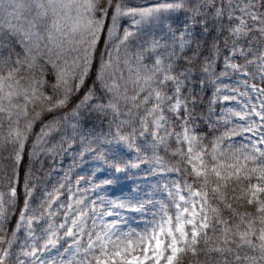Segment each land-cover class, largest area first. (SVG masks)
I'll use <instances>...</instances> for the list:
<instances>
[{"label": "snow or ice", "instance_id": "6c2138e0", "mask_svg": "<svg viewBox=\"0 0 264 264\" xmlns=\"http://www.w3.org/2000/svg\"><path fill=\"white\" fill-rule=\"evenodd\" d=\"M0 264H264V0H0Z\"/></svg>", "mask_w": 264, "mask_h": 264}, {"label": "rangeland", "instance_id": "374dc122", "mask_svg": "<svg viewBox=\"0 0 264 264\" xmlns=\"http://www.w3.org/2000/svg\"><path fill=\"white\" fill-rule=\"evenodd\" d=\"M225 83H228V82L225 81ZM221 87H223V86H221ZM216 110H217V111L220 110V109H219V105L217 106V109H216ZM36 130L39 131V128L37 127ZM58 159H59V158H58ZM63 165H65V166H67V167H70V166L74 167V166H73V161H72V158H71L70 155H69L68 158L63 159ZM87 165H91V162H88V163H86V164H84V165H81V166L77 167V172L80 173L79 175H85V174L88 172L89 168L86 167ZM59 166H60V165L58 164L57 167L59 168ZM72 178H73V180L75 181L76 176L74 175ZM121 183H122V184H123V183H126V181H123V180H122Z\"/></svg>", "mask_w": 264, "mask_h": 264}, {"label": "bare ground", "instance_id": "6f19581e", "mask_svg": "<svg viewBox=\"0 0 264 264\" xmlns=\"http://www.w3.org/2000/svg\"><path fill=\"white\" fill-rule=\"evenodd\" d=\"M63 167H64L65 169L69 168V167H67V166H65V165H63ZM86 167H87V168H90L91 165H87ZM72 172H73V173H77V166L72 167ZM78 173H79V172H78ZM79 174H80V173H79Z\"/></svg>", "mask_w": 264, "mask_h": 264}]
</instances>
